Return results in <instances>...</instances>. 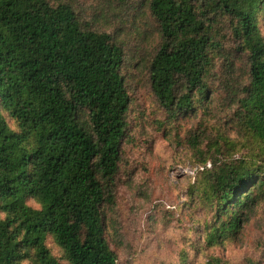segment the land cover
<instances>
[{
  "label": "trees",
  "instance_id": "16d2710c",
  "mask_svg": "<svg viewBox=\"0 0 264 264\" xmlns=\"http://www.w3.org/2000/svg\"><path fill=\"white\" fill-rule=\"evenodd\" d=\"M149 10L161 35L149 79L168 120L209 112L222 47L213 28L228 22L235 56L223 55L216 91L248 152L263 157L264 0H149ZM123 63L117 39L69 0H0V264H118L104 207L128 129ZM200 192L216 208L208 245L223 244L264 203V163L226 164Z\"/></svg>",
  "mask_w": 264,
  "mask_h": 264
},
{
  "label": "rangeland",
  "instance_id": "374dc122",
  "mask_svg": "<svg viewBox=\"0 0 264 264\" xmlns=\"http://www.w3.org/2000/svg\"><path fill=\"white\" fill-rule=\"evenodd\" d=\"M69 2L81 20L113 35L124 52L123 75L131 99L128 129L111 185L112 201L104 207L105 236L118 264H208L212 258L221 264H264V203L223 244L209 246L206 239L216 208L200 192L204 177L247 158L264 163V156L248 152L250 144H244L239 130L226 119L220 100L227 93L223 88L216 91L223 55L235 56L228 22L219 21L213 28L222 47L220 54L213 52L207 77L213 101L209 112L168 120L148 73L161 46L149 0ZM241 63L237 67L242 68ZM201 134L196 144L193 138ZM223 134L231 140L227 145ZM48 244L60 256L50 239Z\"/></svg>",
  "mask_w": 264,
  "mask_h": 264
}]
</instances>
